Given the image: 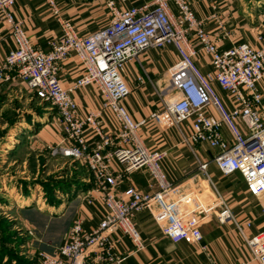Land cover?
Wrapping results in <instances>:
<instances>
[{"label":"built area","instance_id":"built-area-1","mask_svg":"<svg viewBox=\"0 0 264 264\" xmlns=\"http://www.w3.org/2000/svg\"><path fill=\"white\" fill-rule=\"evenodd\" d=\"M17 1L0 0V12L15 40V47L0 63V84L21 80L39 99L56 107L64 137L47 148L80 161L92 174L90 190L99 193V204L93 197L87 199L97 207L99 222L87 226L84 218H75L63 243L53 251L33 252L40 264H127V255L146 247L135 222L136 216L146 210L154 212L164 235L175 241H202L200 219L209 211H216L220 223L235 220L205 164L201 168L211 182L214 198L195 204L192 197L175 194L164 167L168 150L150 149L139 134V129L151 122L163 129L177 128L182 141L192 149L197 144L216 149L214 161L222 173H239L248 192L264 203V93L258 88L264 79V43L255 46L244 41L220 47L219 40L230 32L212 35L191 0H154L131 7L123 6L126 0H107L109 23L88 35H80L73 22L62 17L55 0H46L62 36L51 39L49 47L42 49L31 43L24 21L12 12ZM168 44L176 47L178 61L170 69L161 106L146 118L135 120L125 105L131 94L125 79L127 63L152 47ZM72 53L85 72L64 87L60 69ZM202 55L210 57V71L200 67L198 59ZM215 84L232 98L221 97ZM91 85L100 91L103 104L82 116L74 94ZM104 111L112 113L118 124L113 134L103 127ZM87 130L99 140L92 142ZM140 170L150 176L155 189L135 184L122 189L125 177ZM239 229L251 257L264 264V232L247 235L242 226ZM126 239L131 249L120 251Z\"/></svg>","mask_w":264,"mask_h":264},{"label":"crops","instance_id":"crops-1","mask_svg":"<svg viewBox=\"0 0 264 264\" xmlns=\"http://www.w3.org/2000/svg\"><path fill=\"white\" fill-rule=\"evenodd\" d=\"M55 1L62 17L70 19L80 35L93 33L110 21L111 11L107 0ZM153 1L126 0L123 6H141ZM191 2L197 16L205 20V28L212 35L219 37L225 31L230 32L224 39L219 40L220 47L228 48L244 41L255 46L264 43V0ZM11 10L18 19L24 21L26 33L36 47L47 49L51 39L62 36L58 19L46 0H18ZM215 14L217 17L213 16ZM193 43L196 45V42ZM14 47L11 27L0 12V63ZM177 61L176 47L168 44L164 47H152L141 53L138 59L127 63L125 79L131 87V94L125 100V105L133 119L146 118L161 106V93L167 89L171 77L170 69ZM198 62L204 71L212 69L208 55H202ZM84 72L80 59L72 53L62 62L59 78L62 85L68 87ZM214 86L225 100L232 98L217 84ZM258 88L264 93V79L259 82ZM74 97L82 116L99 110L103 104V97L95 85L80 88ZM46 103L21 80L0 84V132L3 135L0 143V214L21 215L27 226L36 228L41 240L35 237L33 241L39 249L53 251L65 240L75 218H84L87 226L99 222L97 207L89 204L87 200L93 197L95 203L99 204V193L88 190L76 200L63 204L58 216L49 214L51 206L46 209L43 205L40 208L23 209L29 205L23 201L34 202L41 199L32 192L28 195L19 194L22 191L23 177L17 168L22 165L26 167L32 155L49 145L60 143L64 137L56 107ZM262 112L264 114V99ZM102 123L107 133L113 134L118 130V124L109 111L103 112ZM139 134L150 149L168 150L164 167L173 182V191L179 196L192 197L195 204L206 203L215 196L211 182L201 168V164H205L214 185L230 205L235 220L220 223L216 218V211H209L206 215H201L200 219L202 241H175L164 235L152 210L143 211L136 216L135 222L146 247L127 255L126 263L259 264L251 257L239 226L244 228L247 235L264 232V203L248 192L242 176L239 173L223 174L214 161L217 150L207 144H197L193 145V149L190 148L182 141L181 132L177 128L163 129L157 123L151 122L140 128ZM87 136L92 142L99 140L90 130H87ZM147 176L144 170L128 175L121 188L135 184L150 190ZM3 244L6 245V242L1 241L0 246ZM119 248L123 252L131 249L128 239L122 241ZM33 252L35 251L24 262H17L15 259L8 261L7 254H4L0 264H40Z\"/></svg>","mask_w":264,"mask_h":264},{"label":"rangeland","instance_id":"rangeland-1","mask_svg":"<svg viewBox=\"0 0 264 264\" xmlns=\"http://www.w3.org/2000/svg\"><path fill=\"white\" fill-rule=\"evenodd\" d=\"M46 102L47 105L55 107L50 101ZM1 136L3 135L0 132V143L3 140ZM17 169L21 171L20 175L23 177L22 191H18L19 194L28 195L32 192L41 199L34 202L23 201L29 203L23 209L40 208L42 205L46 209L51 206V210L47 209L51 216L60 215L63 204L70 203L87 193L92 185V174L80 161L54 153L49 148L38 151L28 159L26 167L22 165ZM147 182L150 190H154L155 186L149 175ZM25 221L21 215L0 214V238L6 242L5 247L18 256L15 259L18 262V259L21 262L29 259L32 251H41L33 241L35 237L41 240L36 228L32 225L27 226Z\"/></svg>","mask_w":264,"mask_h":264},{"label":"trees","instance_id":"trees-1","mask_svg":"<svg viewBox=\"0 0 264 264\" xmlns=\"http://www.w3.org/2000/svg\"><path fill=\"white\" fill-rule=\"evenodd\" d=\"M92 179V178H91ZM87 186H89V185H87ZM93 187V182H92V185H90V187L88 188V189H91ZM2 240H1V238H0V242H1ZM5 242V241H4ZM6 255L7 254V256H8V261H12V260H14V259H17L18 258V256L14 253V252H12L11 250H8L6 247H5V244H3L2 246H0V260H1V258H2V256L3 255ZM19 261H20V259H18ZM18 262V261H17Z\"/></svg>","mask_w":264,"mask_h":264}]
</instances>
